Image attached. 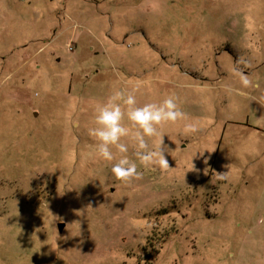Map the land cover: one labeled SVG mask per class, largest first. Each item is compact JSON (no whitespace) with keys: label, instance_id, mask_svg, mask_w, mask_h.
I'll list each match as a JSON object with an SVG mask.
<instances>
[{"label":"rangeland","instance_id":"374dc122","mask_svg":"<svg viewBox=\"0 0 264 264\" xmlns=\"http://www.w3.org/2000/svg\"><path fill=\"white\" fill-rule=\"evenodd\" d=\"M44 1L49 38L0 47V264H264V139L208 101L187 55L209 37L200 67L227 34L262 31L264 0H81L57 41V0ZM137 81V106L175 95L199 121L190 135L183 121L160 127L167 170L141 165L127 138L113 161L93 155L91 103ZM120 159L140 178L116 181Z\"/></svg>","mask_w":264,"mask_h":264},{"label":"crops","instance_id":"0c3cea01","mask_svg":"<svg viewBox=\"0 0 264 264\" xmlns=\"http://www.w3.org/2000/svg\"><path fill=\"white\" fill-rule=\"evenodd\" d=\"M20 1L22 0H0V47H8L4 37L8 39L11 36L9 40L13 38L17 40L9 47L14 49L40 45V42L49 38L48 30L50 24L46 22L47 26L45 27L42 24L46 20L47 12L49 11L43 8L45 1L29 0L25 5H20ZM82 4H84L82 6L84 12L87 11V7L90 5L85 1H56L57 6L53 8L55 13L57 12V15L62 17V23L64 21L69 23L67 26L65 24L60 26L62 24L60 21L57 24L53 22L51 26L56 25L57 28L53 30L51 40L57 41L66 32L79 26L77 21L80 13H76L80 11L79 5L81 6ZM94 15L102 19L106 14L97 11ZM95 19H93L94 23H96ZM11 26H16L14 34L11 33ZM63 26L66 28H62ZM261 30L259 32L227 34L228 36L223 38L221 43L212 46V50L207 53L209 58L205 59L200 67L197 66L198 62L193 56L205 55L207 51L206 40L208 41L209 37L201 39L202 46L188 47L187 49V55L190 57V60H188V62L190 61L189 71L191 73H201V75L193 78L197 82L195 86L202 88L201 93L209 98V102H215V99L220 97L219 103L223 102L225 105L228 103L233 106L235 110L232 118L233 127L237 128L239 134L242 133L243 129L249 130L250 133L252 132L256 136V143L263 142L261 139H264V27H261ZM74 37L75 35L71 34L67 46L72 44L71 40ZM211 42L213 43V41ZM44 45L42 44L36 51L42 49ZM238 59H242L246 64L237 65L235 62ZM234 66L242 70L258 85L254 88L245 89L246 95L244 96H238L234 91L229 92L224 87L225 85L231 86L232 89L240 87L239 77L232 71ZM230 96L238 99L239 102L231 101L229 99ZM220 143V137H215L212 150ZM259 149L263 151L264 147Z\"/></svg>","mask_w":264,"mask_h":264},{"label":"clouds","instance_id":"9594fccd","mask_svg":"<svg viewBox=\"0 0 264 264\" xmlns=\"http://www.w3.org/2000/svg\"><path fill=\"white\" fill-rule=\"evenodd\" d=\"M237 65L245 63L242 59L235 62ZM232 71L239 77V88L224 87L234 91L238 96L246 95L245 89L258 85L238 67ZM145 81H137L129 91L126 89H114L102 102L91 103L92 119L91 127L87 129V135L92 139L93 155L98 162H111L115 159L113 149L124 154L129 150L127 138L136 149L135 156L144 167L155 171L157 168L169 169L165 157L166 146L163 145V133L159 131L163 125H175L183 121L181 129L184 135L194 134L199 130L200 124L196 119H190L181 110L175 95H168L158 103H145L137 106L136 93ZM75 107V105H74ZM152 147L149 140L153 139ZM193 166V165H192ZM113 178L121 184H127L132 179H139L136 163H130L127 159H120L111 167Z\"/></svg>","mask_w":264,"mask_h":264},{"label":"water","instance_id":"95a60500","mask_svg":"<svg viewBox=\"0 0 264 264\" xmlns=\"http://www.w3.org/2000/svg\"><path fill=\"white\" fill-rule=\"evenodd\" d=\"M57 227H58V231H62V229L64 228V224L59 223Z\"/></svg>","mask_w":264,"mask_h":264}]
</instances>
